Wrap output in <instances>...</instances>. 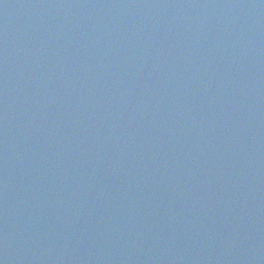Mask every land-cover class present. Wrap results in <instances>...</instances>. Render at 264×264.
<instances>
[{"label": "water", "instance_id": "obj_1", "mask_svg": "<svg viewBox=\"0 0 264 264\" xmlns=\"http://www.w3.org/2000/svg\"><path fill=\"white\" fill-rule=\"evenodd\" d=\"M0 264H264V0H0Z\"/></svg>", "mask_w": 264, "mask_h": 264}]
</instances>
